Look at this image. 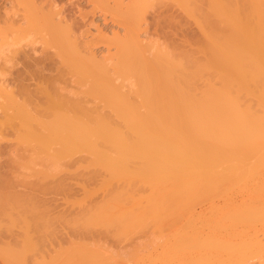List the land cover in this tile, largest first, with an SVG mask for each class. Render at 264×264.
<instances>
[{"label": "bare ground", "instance_id": "1", "mask_svg": "<svg viewBox=\"0 0 264 264\" xmlns=\"http://www.w3.org/2000/svg\"><path fill=\"white\" fill-rule=\"evenodd\" d=\"M86 1L93 4L92 15L95 11L101 13L103 24L107 20L117 23L118 30L111 28L108 35H112L108 36V27H104L105 32L93 17L86 20L89 10L87 14L81 9L77 10L78 14L63 7L57 10L56 0H0V54H3L0 67L4 66L0 71L9 69L7 73L11 75L8 80L2 79L6 81L4 85L1 83L6 87L3 89L10 109L3 116L13 128L11 132L18 133L22 143H33L35 154L43 153L40 156L47 160L60 162L65 155L86 153L91 157L90 165L106 170L116 181L132 184L129 189L126 186L127 190L138 184L150 189V197L143 196L147 200L133 198V202L125 196L130 202L125 205L121 192L113 188L117 193L103 198L106 200L102 199L96 209L92 208L91 213L86 211L85 218H80L84 226L73 219L84 230L102 225L106 232L119 237L122 233L127 235L125 231L130 228L142 229L149 221L158 230V234L155 232L158 237L164 231L160 227L174 224L190 213L195 204L204 200L211 203L214 197L223 199L224 195L230 198L234 190L245 192L246 187L251 188L250 196L245 193L248 199L225 205L231 206L230 209L224 204L221 209L215 206L219 208V219H215L216 214L215 221L210 219L213 222L199 219L205 226L210 224L211 232L206 236L202 235L204 228L201 232L195 226L193 219H198L194 216L186 231L160 245L157 254L145 248L148 254L143 255L139 264H246L254 257L261 264L264 259H261L264 257V238H261L264 236V0H171L169 4L193 18L200 29L202 39L196 41V51L203 55L201 59L190 53L193 50L188 53L176 46L170 49L163 42L161 46L158 41L150 40L151 32L157 39L167 36L168 28L175 30L170 19L166 25L168 8L163 4L166 0ZM150 15L155 16L150 18L156 20L154 25L159 28H146L151 24L146 19V27H140L142 17ZM92 21L99 29L96 28V36L87 39ZM163 25L168 29L167 34ZM139 31L144 37H139ZM26 33L42 34L41 45L45 47H19L18 36ZM170 39L165 37L167 42ZM98 43L106 47V51H100L106 53L99 57L94 52ZM18 48L22 49L18 52ZM66 81L62 87L60 83ZM72 83L77 89L84 87L81 94L76 90L74 94ZM6 179L0 176V190L10 188V179ZM106 183L110 185L108 180ZM10 191L0 192V221L1 216L2 222L9 219L4 230L0 228L2 241L6 242L8 233L15 234L7 225L12 221L17 222L13 226H19L15 228L20 233L16 234L20 236L23 231L21 237L25 238L10 235L16 238V245L10 238L7 243L0 239L3 264H17L26 255L28 259L27 252H32L34 243L38 242H32L33 226L27 216L23 218L25 212L16 201L21 196L16 198ZM132 195L137 199L142 197L134 192ZM245 195L240 196L246 198ZM32 200L27 201L26 205L30 204L27 207L36 203V199ZM16 207L22 210L20 216H12ZM33 207L31 212H37L33 216H39L41 210L36 205ZM46 214L43 219L48 224ZM209 214L207 217L213 216ZM33 229L37 231L39 227ZM259 231L263 232L260 237ZM39 234L41 237L44 233ZM72 245L66 251L58 249L48 260L49 264H123V259L118 262L105 257L85 244L73 242ZM140 251L136 247L132 254ZM187 253L191 254L188 258ZM21 261L20 264L27 263Z\"/></svg>", "mask_w": 264, "mask_h": 264}, {"label": "rangeland", "instance_id": "2", "mask_svg": "<svg viewBox=\"0 0 264 264\" xmlns=\"http://www.w3.org/2000/svg\"><path fill=\"white\" fill-rule=\"evenodd\" d=\"M85 1L84 0H56V4H57L56 9L58 10V9L63 7L64 9L66 8L68 10L69 9L72 10L73 12L75 11L76 13L78 12L77 10H80V9L83 12L84 11L86 12V11L89 10L90 13L88 12L89 13L88 16L87 15L85 16V18H87L86 20H89V19H91L93 17L92 18L93 21L95 23L97 22L96 24L98 25V27L101 30H104L105 28L108 27L107 35L111 33V32H108L109 30H111V28H112L111 31H117L118 30L117 23L114 24L111 21L107 20V21H105L106 24L105 23L103 24L104 21L101 20V19H103L101 13L98 14L95 11V12H93L94 15H92V13L90 11V7H91L92 3H90V2L86 3L87 1L86 2ZM166 1L168 3L163 1V4L166 3L167 5L166 4L165 5L168 8V11H166V14H165V16L167 15L166 16L167 17L166 25H168L167 24L168 23V19H170L171 23H173V24L175 23L174 24L176 26V27L174 26L175 30H173V27L168 28V26H167V28L169 30L165 29L166 26L163 25V29H165V30H163L164 34L167 32L166 30L169 31L168 34L166 33L167 36L160 37V38L157 37V39H156L155 38L156 36L154 37V32H151V36L153 35L152 38H151V36L150 37L148 36V37L150 38V40L152 39V42L158 41L157 43L159 45H161V46H163V45L165 46V44H167V46L169 45L168 47H170V49H172L173 46L174 47L176 46L179 50H182V48H183L182 51H185V52H188V53L191 50H193L190 53H192L196 58H199V59L203 58V55L196 51L197 50L196 47L198 46V43L196 41L199 40L198 42H200V40L202 39V36H201V38H199L200 37L199 35L201 34V31L198 28V26L195 24L196 22L194 23L193 22L194 20H192L193 18H190V16L187 15V17H186V15H183L184 13L183 14H182V12L179 13L180 10L178 9V7L176 8V5L169 4V3L172 2L171 0H166ZM153 3H155V2H153ZM157 3H155V4H157ZM168 5H170L171 8L175 7V9H173V8L170 9V6H168ZM80 6H82V7H80ZM83 7H84V9H82ZM91 10H92V8H91ZM76 13H75V16H77ZM177 13L179 15H177ZM86 14H87V12H86ZM181 14L183 15V17L180 16ZM150 17H151V15L147 16L146 18L142 17L141 26H140L141 28H143L144 26L146 27V25H147L145 23L144 19H146L147 23H148L149 20L151 21V24L149 23V25L151 27H149V25H148V27H146V28H150L151 29V28H153L155 26L154 22H156V20L155 21L153 20L155 18V16H154V18L151 17L153 19H151ZM143 20H144V22H143ZM170 21H169V23H170ZM94 22H93V25H91L92 24L91 23V24H89L90 26H88L89 27L88 29L90 30V34L89 35H91V36L88 35L87 39H90L93 36V34L95 36L97 35V32H98L99 28L97 26H94V25H96V24H94ZM163 24H165V23H163ZM105 25H107V26H105ZM142 25H144V26H142ZM170 26H172V25L170 24ZM178 26H179V28H178ZM157 27L159 28V26L157 25V26H155V29ZM96 28H98V29H96ZM113 29H116V30H113ZM142 30L143 29H141V31ZM152 30H150V31H152ZM119 31H120L119 33H122L120 29H119ZM141 31H139V33H140L139 37L143 36L142 33H144V32L142 31V33H141ZM147 31H149V29ZM153 31H155V30H153ZM111 35H108V36H111ZM44 37H46V36H44ZM143 37H142V39H143ZM165 37H166V39L171 38L169 40V42H167L168 40H165ZM18 38H19L18 46L20 45L19 47H22L23 45L24 46L28 45L27 47H29L30 45H33V47L34 46L35 47L38 46V48H41V46H44V45H41V43H42L41 41H44V40H43L42 34H40V33H26V34L19 35ZM170 43H172V44H170ZM39 45H41V46H39ZM96 45H95L94 52L98 55V57L101 55V53L102 54L106 53V52L103 53L104 51H106L105 50L106 47L102 43H100V44L98 43V45L97 46ZM24 46H23V48H24ZM13 48H16V47H13ZM21 49L18 48V52ZM45 49L47 50V48H45ZM10 50H12V49L10 48ZM49 50L51 51L52 49H48L47 51H49ZM100 51H103V52H100ZM194 51H196V52L194 53ZM8 53L9 52H7V54ZM11 54H13V53H11ZM0 56L3 57V54L2 55L0 54ZM6 57L7 58H9V57L13 58V56H9V57L6 56ZM8 60H10V59H8ZM12 61L13 60H10V63H13ZM2 62H3V59L0 60V64ZM5 62H6V60L4 61V63ZM6 64H8V63H6ZM1 65H3V64H1ZM1 67H4V66H1ZM1 67H0V70H2ZM4 70L0 71V114H1L0 115V176L2 175V177L7 178L8 180L10 179V182H9L10 183V188H5V189L1 188L0 192L6 194L7 190L8 191L11 190V191H13V192H11V191L9 192L11 195L13 193L14 194L13 196H15L16 198L21 196L20 198L16 199V201L18 200L17 201L18 204L21 203V204H19V206L21 205L22 208H23L22 209L23 212H25V214H22L23 218L25 216H27L29 223H31V225L33 227L34 226H38L39 227V230H37V231H35L33 229V227H31L33 229V230L31 229V233H30L31 240L33 239V236H34L35 239L32 240L33 243H34V240L36 242L40 241L39 243L38 242L34 243V248H32V252H31V250H29L27 252L29 254L28 255V259L26 258L27 255L25 257V254H24L23 258L25 257L27 259V261L25 260V258L21 259V260H25L27 263L25 261L23 262V261L19 260L17 262V264H20V261L23 262V263H26V264H28V263L29 264H32V263L34 264V262H36L35 264H41V263L42 264H49L48 260H50L51 257H53L55 254L58 253L57 252L58 249H60V250H58L59 252L61 250L62 251H66V250L69 249L68 245L69 246L72 245L73 242H74V245L75 244H85L87 246H90L94 250H97V251L101 252L105 257L106 256L107 257H113L116 260H118V262H122L123 261L122 262L123 264H139L141 262V260H142L143 255L148 254L147 251L146 252L144 251L145 248L148 249L149 253L152 252L151 254L156 253V251L160 248V245L162 247L163 243H167V242L173 240L175 237H177V236L181 235L182 233H184L186 231V229L188 228L189 220H192V218H194V216L198 219V220H196L195 218L193 219V221L195 222V226L198 227V228L197 227L196 228L199 229V230L201 228H204V229H202L203 232L201 230L200 231L203 233L202 235L206 236L208 234L207 232H209L208 231V229H209L208 226H210V224H208L206 226H205V224L207 222H209V221H212L210 219L215 217V214H216V216L217 215L219 216V214H217V213L219 212V208L221 209V207H223L222 204H224V206H225V205L231 203V205H232L233 203H238V202L241 203L240 201H242L244 199L246 200V199L249 198L247 196V194L245 195V193H248V195H249V193L251 194V192H250L251 188L249 187L250 188V190H249L248 187H246L245 192L243 191V189L240 190V191L236 190V192H241V193L244 192L243 194L240 193V195H242V197H244L243 195H245V196H247L246 198H241L239 193H236L235 190H234L233 192H235L234 193L235 197L233 196V192H231V194H232V195L230 194L231 196L228 194V196H230L231 199L229 197H226L225 195L223 196L224 198L221 196L223 199H221L220 196H219V198L214 197L213 199H211L212 200V202H211L212 204L207 202L208 200L207 201L204 200V203L195 204L196 206L195 205L193 206L194 209L193 210L191 209L190 213L185 214L183 217H181L179 220H177L174 224L171 225V224L167 223L164 226L160 227L164 231L162 233L163 235L160 234V235H158V237L156 236L158 234V232H157L158 230L157 229L154 230V228L151 227V224L153 226V223L151 222V224H150L149 221H148V225L146 223V225H144V227H142V229L140 227H137V228L133 227V228H130V229L126 230L125 232L127 233V235L122 233L125 236H123L121 234V236H119L120 238L119 237H115L114 235L111 234V232H106L105 228L103 229L104 226H102V225L101 226L99 225L100 227H98V225H96V227H94L95 226L94 225L93 226L94 228H92V226H91V229L87 226L88 228H86L84 230L83 227H80V225H79L80 223L78 224L77 222H81L83 224L84 221H80V218L83 217V216H84L83 218H85L84 214L86 213V211L90 212V210L92 208L96 209L97 208V204H101L100 202H101V200L103 198H105V197L109 198L111 195L117 193V192H115L113 190V188L115 190H117L118 192H121V194L123 195V199H125L124 200V204L125 205L130 204V202H129L130 199L133 202H135L136 200L142 201L146 196L150 197L151 191L148 188V186L144 185V184H138L139 187H138V185H137V187H133L132 186V189L134 188L133 190L132 189L131 190H127L126 186H128V189H129V187L131 188L132 184L126 183V185H125V183H124L125 181L124 182L123 181L120 182L119 179H117V181H116L115 179H112L108 175L109 173L106 172V170L101 169V168L97 169V167L95 168V166H92V164L90 165L91 157H90V155H88L86 153H81V152L75 153L74 152L75 154L71 153L69 155H65V158L63 157V159H61L60 162L47 160L45 158V156L44 157L40 156L43 153H39L38 152L37 154H35V152H37V151L35 150V152H34V149H32L33 143H31L29 141H27L28 143L27 142L22 143V141H20L21 138L17 135L18 133L17 134H15V133L13 134L11 132L13 130V128L11 129L10 124H7V122H6L7 119L4 118L5 116H3L4 112L6 111V109H9V105L7 106V102H8V99H7L8 97L6 95L7 92H5L4 89H3V88L6 89V87L5 86L3 87L1 85V83L3 84L4 82H6V81L2 82L3 80H5V78H7V77L10 78L11 77V75H8V73H7V71L9 69H7L6 71H4ZM8 78H7V80H8ZM28 82L31 83V81H28ZM28 82L25 81V83H28ZM65 83H68V82L67 81L66 82H62V83H60V85L62 87H65L66 86ZM72 85L75 86V88L73 86H70V87H72V90L73 91L76 90L78 94L79 93L81 94L80 91L83 90L84 87H80L79 86L78 89H77V86L74 85V83H72ZM30 86H33V84L30 85ZM30 86H29V88H31ZM65 93H68V92H65ZM68 94H71V93H68ZM74 94H76L75 91H74ZM9 110H7L6 112H9ZM1 112H3V114ZM9 126H10V128H9ZM23 142H24V140H23ZM26 143H27V145H26ZM43 155H45V154H43ZM89 159H90V161H89ZM88 161H89V164H88ZM1 164H3V165H1ZM43 171H45L44 174L47 173V175H45L46 177L44 176V174L42 176L41 173H43ZM4 174H8V176L4 175ZM104 179H106V180H108L110 182L109 183L110 187L108 186V183H106V185L104 184L105 181H106ZM121 183H122V185L123 184L124 185L122 186ZM135 186H136V183H135ZM112 190L114 192H110ZM19 191H21V192H19ZM23 192H25V193L23 194ZM133 192H134V195L138 194L139 196H142V197H139V199H137L136 198L137 196H133L132 195ZM23 195H25L26 197L24 196V198H22ZM32 195L33 196L35 195V198L34 197L32 198ZM236 195H237V197H236ZM27 196H29V197H27ZM125 196H127V197L129 196L130 197L129 201H127ZM143 196H145V197H143ZM25 198H27V200ZM31 198L34 199V200L36 199L35 201H36L37 204L34 203V202H33V204L37 206L38 211L41 210V212H39V216H37L38 214L36 216H33L37 212H34V211L31 212V208L34 206V205H32V203H31V205H32L31 208L29 206L27 207V205L32 200ZM133 198H134L135 201L133 200ZM236 198H239L238 201L235 200ZM28 199L29 200L31 199V200L29 201ZM19 200H20V202H19ZM104 200H106V199H103V201ZM145 200H147V199L145 198ZM222 200L225 201V203ZM226 200H227V203H226ZM234 200H235V202H234ZM27 201H29V203L26 205ZM139 201H138V203H139ZM229 201H233V202H229ZM17 202H16V204H17ZM24 202H25V204H23ZM200 202H203V201H200ZM41 206H42V208H41ZM211 206L214 207L213 209L217 208V207L215 208V206H218L219 208H217V210H213ZM226 207H228V206H225V208ZM230 207H228L227 210L230 209ZM18 208L19 207H16L14 210H12V211H14L12 213V216H13V214H14V216H20L19 215V211L21 209L18 210ZM210 209H212L215 213L212 212V210L210 211ZM22 210L20 212H22ZM33 210L36 211L35 207H33ZM222 210L225 211L226 209L224 210L222 208ZM44 211H46V212H44ZM209 212H210L209 215H213L212 217L209 216L210 218L207 217L208 216L207 214ZM45 214H46V218H48L50 220V221H48V219H47V221L50 222L48 224L43 219V216H45ZM87 215L88 214H86V217H87ZM218 216L215 217V219L218 218ZM36 217H39V219L36 218ZM11 218H13V217H11ZM18 218H16V219H18ZM202 218H205V219L208 218V219H206L207 221L204 219V221L206 223L203 222V221H202L203 224H202V222H199V221H201L199 219H202ZM1 219H2V221L4 220L2 218V216H1ZM6 219H8V218H6ZM37 219L39 220V222H38ZM73 219L77 221L76 223L78 225L75 224V222H72ZM215 219H214V221H215ZM8 220H7V222H8ZM22 220H21V222H22ZM24 220H23V222H24ZM82 220H85V219H82ZM2 221H0V228L2 227L3 230H4V227L6 226L5 225L6 220H5V222H2ZM18 221H19V219H18ZM12 222H11L12 223L11 225L10 224H7V225L10 226L11 229H13V230H11L12 233L16 234L18 232V234H19L20 231L18 229H16V228L19 227L18 224H17L18 227L13 226L14 223H17V222H14V221H12ZM71 223H73L75 225H72ZM196 223H197V225H196ZM41 224L43 226L42 231H40V228L42 227ZM19 225H21V223H19ZM22 226L23 225H21V227ZM83 226H84V224H83ZM201 226H203V227H201ZM2 228H1V230H2ZM227 228H229L228 225H227ZM262 229H259V230L264 231V228H262ZM5 230L7 231V229H5ZM8 230H9V228H8ZM209 230H211V228ZM159 231L162 232L160 229H159ZM7 232H5V235L7 234ZM21 232L23 233V231H21ZM155 232H157V234H155ZM223 232H221V233L224 234ZM2 233L4 234V231ZM22 233L20 234V236H18V234H16V236H18L19 239H22L24 237V236L21 237L22 235H24V233L23 234ZM39 233H41L43 235H41V237H39L40 236ZM261 233L263 234V232L259 231V233H258L259 237L261 236ZM15 234L8 233V236L7 235L5 236L6 237V242H5V241H2V239L4 237L2 238L3 235H1V232H0V239H1L2 243L3 242L7 243V241H8L7 239L10 238V235H15ZM32 234H33V236H32ZM44 236H45V241L43 240ZM123 237H125V238H123ZM14 238H15V236H14ZM261 238H264V236L261 237ZM11 239L12 238H10V240ZM15 239H12V241H13V244L16 245V242H14V241H16ZM10 240H9V243H10ZM149 240L150 241H152V240L154 241V244H152L153 241L150 243L152 246L149 245V244H148L149 246H147V243H149L148 242ZM75 242H77V243H75ZM17 245H20V241H19V244H17ZM37 245H38L39 249L37 248ZM65 247L67 249H65ZM136 247H138V250L140 249L141 251L139 253H137L136 255H133L132 252H133V250ZM140 247H144V248H140ZM147 249H145V250H147ZM160 251H161V249H160ZM8 252L9 251H7V254L11 258V256H10L11 254H9ZM29 252H31V253H29ZM188 254L189 253H187V256L185 255L187 258L191 256V254H189L190 256ZM4 255H5V252H4ZM4 255L1 254V256H4ZM261 257H262L261 259L264 258L263 256H261ZM37 258H40V259L37 261ZM15 260L17 261V259H14L12 261L15 262ZM28 260H29V262H28ZM32 260H34V262H32ZM2 261H3V259H2ZM258 261H259V259L255 258V257L253 258V260L251 258H249L248 261L246 262V264H253V263L254 264H258ZM260 261H259V263H260ZM3 262H1V258H0V264H3ZM262 262H261V264H264V259L262 260Z\"/></svg>", "mask_w": 264, "mask_h": 264}]
</instances>
